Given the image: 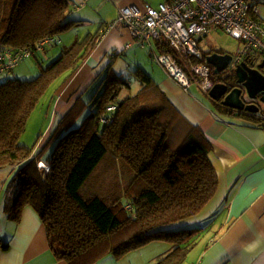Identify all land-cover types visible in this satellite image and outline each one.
Returning a JSON list of instances; mask_svg holds the SVG:
<instances>
[{
    "label": "trees",
    "instance_id": "16d2710c",
    "mask_svg": "<svg viewBox=\"0 0 264 264\" xmlns=\"http://www.w3.org/2000/svg\"><path fill=\"white\" fill-rule=\"evenodd\" d=\"M72 2L0 0V50L57 38L73 23L66 20L73 14L68 13ZM100 36L97 30L75 40L30 81L0 82V169L11 167L8 188L16 191L4 211L17 221L25 207L32 209L52 254L65 264H95L107 255L120 259L158 240L169 249L152 264H184L207 233L208 225L194 228L192 221L213 197L218 178L201 138L190 134L185 143L169 148L170 122L158 115L171 104L140 69L134 71V89L132 81L111 72V59L96 76L100 82L89 100L91 111L81 124L74 127L80 115L71 108L59 119L58 126L72 118L46 161L39 156L53 131L40 148L18 145L39 99L58 78L78 69ZM156 47L158 53H171ZM206 54L193 61L205 63ZM109 106L115 110L107 112ZM217 106L264 126L257 114Z\"/></svg>",
    "mask_w": 264,
    "mask_h": 264
},
{
    "label": "crops",
    "instance_id": "0c3cea01",
    "mask_svg": "<svg viewBox=\"0 0 264 264\" xmlns=\"http://www.w3.org/2000/svg\"><path fill=\"white\" fill-rule=\"evenodd\" d=\"M115 1L122 7L144 4L140 0ZM257 8L258 18L264 21V0ZM114 44L125 46L126 50L139 45L131 41L124 28H105L89 55L56 92L59 95L56 112L65 115L77 102L109 62L107 50ZM139 46L146 48V45ZM151 46L154 52H159L155 42H150ZM219 51L212 53L225 54ZM150 78L166 95L172 115L183 119L207 144L218 178L213 197L192 221V225L203 222L208 229L187 255L188 264H264V126L253 125L241 116L221 111L202 90L200 96L190 91L191 86L184 90L165 71L163 74L157 72L155 80ZM4 173L6 176L0 181V188L8 191L11 173L5 170ZM5 203L0 202V264H65L52 254L45 228L34 211L25 207L19 220L14 221L5 213ZM207 219L210 222L206 223ZM2 245H6L5 249ZM95 264L129 263L125 256L116 259L107 255Z\"/></svg>",
    "mask_w": 264,
    "mask_h": 264
},
{
    "label": "built area",
    "instance_id": "2783aa9c",
    "mask_svg": "<svg viewBox=\"0 0 264 264\" xmlns=\"http://www.w3.org/2000/svg\"><path fill=\"white\" fill-rule=\"evenodd\" d=\"M88 1L73 0V11L84 8ZM260 1L165 0L156 7L129 5L118 10V18L109 27L124 28L131 41L142 47L150 45V42L167 47L171 53H156L150 47L157 64L184 90L197 83L200 90L206 93L214 84L210 67L193 60L201 57L199 42L212 30L220 29L242 43L241 50L231 56L228 69L234 70L240 63L249 60L257 66L258 60L259 64L264 60V21L258 18L257 8ZM58 42L56 37H47L32 47L0 50V74L13 70L24 59ZM262 71L264 73V67ZM195 76H199V80ZM106 110L113 112L115 108L109 106ZM257 115L264 125V105ZM38 167L46 169L42 163Z\"/></svg>",
    "mask_w": 264,
    "mask_h": 264
},
{
    "label": "rangeland",
    "instance_id": "374dc122",
    "mask_svg": "<svg viewBox=\"0 0 264 264\" xmlns=\"http://www.w3.org/2000/svg\"><path fill=\"white\" fill-rule=\"evenodd\" d=\"M73 1V0H72ZM145 4L156 7L159 3L165 0H140ZM122 6L117 5L115 0L105 2L103 0H89L84 8L79 11H73L72 4L70 3L68 13L73 11V14L66 17L67 21H73L69 26V29L57 36V40L60 42L56 45L49 46L44 52H38L36 57H29L19 63L13 70L0 74V82L7 79H19L22 81H30L34 79L40 72V69L46 67L51 61H53L60 52L67 46L71 45L75 40L83 38L87 33L93 34L97 30L104 32L105 28H109L111 24L118 18V10ZM142 7V6H141ZM116 30L119 26L114 27ZM107 50V59L113 60L111 65V72L115 75L121 76L124 80H130L133 82L134 89L138 88V82L134 79V71L140 69L146 75L152 77L155 80L157 72L163 74V69L153 59L149 45L146 44V48L141 49L138 45L134 49H125V46L114 44ZM201 53H212L213 51L220 50L225 54L234 56L242 48V43L235 38L227 36L222 30H212L199 42ZM110 56L111 58H108ZM115 57V58H114ZM230 70V69H229ZM229 70H225L221 73L228 74ZM192 78V76L190 75ZM199 80V76H195ZM66 81L65 76L58 78L53 84L50 85L45 94L39 99L34 111L30 114L24 133L18 139V145L25 146L29 149H37L40 144L45 145L49 135L53 131V135L50 139V143L46 146L44 151L39 156L40 159L46 161L52 153L58 135L68 127L69 122L67 120L60 126L57 125L59 119L64 115L55 111V104L59 99V95L56 93ZM100 79L94 78L89 83L87 89L81 94L80 100L71 106L77 114H79L78 122L74 127H78L84 118L91 111V105L89 100L95 93ZM63 89V88H62ZM61 89V90H62ZM132 91V90H131ZM190 91L193 94L200 96L202 92L198 88L197 83H192ZM212 103V101H210ZM73 102H71L72 104ZM214 104V103H212ZM73 115V114H72ZM71 115V116H72ZM162 121L170 122L169 133V148L174 149L179 147L187 141L190 134H193L195 140H199L197 133H192L191 127H189L183 119H180L177 115H172L171 110L162 111L158 115ZM170 149V150H171ZM5 172L11 171V167H4L0 169V181L6 176ZM12 175V174H11ZM9 174V176L11 177ZM16 191L14 187L10 186L8 191L1 190L0 188V202H11L14 200ZM201 212L199 213V215ZM206 223L210 222V219L205 220ZM197 228L195 225L194 228ZM169 249V245L163 240L152 241L136 250L131 251L125 256V260L129 264H152L155 259L164 254ZM189 258V256H188ZM186 258L184 264H188L189 259Z\"/></svg>",
    "mask_w": 264,
    "mask_h": 264
},
{
    "label": "water",
    "instance_id": "95a60500",
    "mask_svg": "<svg viewBox=\"0 0 264 264\" xmlns=\"http://www.w3.org/2000/svg\"><path fill=\"white\" fill-rule=\"evenodd\" d=\"M205 63L213 67V74L219 75L231 63L230 54L207 53ZM264 60L257 66L242 62L234 70L235 83L227 87L224 83H215L206 92L209 99L220 106L247 114H257L264 105ZM245 97L249 99L246 101Z\"/></svg>",
    "mask_w": 264,
    "mask_h": 264
},
{
    "label": "flooded vegetation",
    "instance_id": "af4514ba",
    "mask_svg": "<svg viewBox=\"0 0 264 264\" xmlns=\"http://www.w3.org/2000/svg\"><path fill=\"white\" fill-rule=\"evenodd\" d=\"M209 67H210V71H211V79H213L215 81L214 84L215 83H224V84L227 85L228 88H230V86L235 83L236 79H235L233 70H229L228 69L229 70L228 74L225 73V74H223V76H221V74L214 75L213 74V67L212 66H209ZM245 99H246V101H249V99L247 97H245ZM210 101H212V100L210 99ZM212 103L217 104V105L220 106L219 103H216V102H213V101H212Z\"/></svg>",
    "mask_w": 264,
    "mask_h": 264
},
{
    "label": "snow or ice",
    "instance_id": "6c2138e0",
    "mask_svg": "<svg viewBox=\"0 0 264 264\" xmlns=\"http://www.w3.org/2000/svg\"><path fill=\"white\" fill-rule=\"evenodd\" d=\"M262 185H264V181H262Z\"/></svg>",
    "mask_w": 264,
    "mask_h": 264
}]
</instances>
